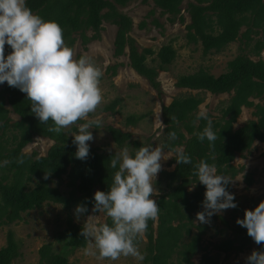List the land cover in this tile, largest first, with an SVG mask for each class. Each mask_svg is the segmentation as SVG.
<instances>
[{"label":"trees","instance_id":"16d2710c","mask_svg":"<svg viewBox=\"0 0 264 264\" xmlns=\"http://www.w3.org/2000/svg\"><path fill=\"white\" fill-rule=\"evenodd\" d=\"M129 1L27 0V5L44 20L57 22L63 29L66 45L73 51L77 41L76 34H79L82 44L86 45L89 41L100 38L103 21L114 23L118 26L114 55L117 57L124 54L128 47L130 66L158 88L159 72L167 70L174 63L178 52L172 43L164 44L158 51L152 47L139 49L130 35L132 18L119 10V7L126 6ZM183 1L154 0L163 14L171 15V22L178 16L184 20ZM187 11L191 18L187 25V39L189 43L201 44L205 56L223 51L240 38H246L247 45H250L252 34L260 33L255 32L254 27H261L263 36L255 40L251 50L253 54L242 53L229 60L227 70L220 75L199 68L193 73L181 75L176 83L180 88L213 94L233 93L223 109L222 118L211 120L213 131L218 136L214 147L210 146L207 139L201 142L197 138L207 124L206 120L197 119L196 114L203 102L202 97L192 94L181 96L163 107L166 135L169 137L170 132H175L177 136V139L166 142L165 147L173 149L184 146L192 163H177L172 171H163L168 191L155 199L160 206L157 228L154 226L155 222H148L145 234L148 239L144 258L146 264H219L218 253L242 252L254 242L245 227L235 224L231 228L232 237L214 243L211 250L202 246V235L207 226L196 223L195 217L203 207L206 186L197 180L193 172L196 163L206 160L209 164L216 165L218 174L233 179L244 169V166L237 167L234 164L237 154L243 155L256 141L264 143V101H254L255 98L264 100V58L261 57L264 50V0H194L189 1ZM153 22L162 25L158 19ZM245 25L248 29L241 34ZM140 26L145 27L146 22L143 21ZM90 29L94 31L92 36L87 35ZM11 51L6 45L5 55ZM81 55L79 53L78 58ZM253 56L258 59L252 58ZM123 65L117 63L110 66V69L116 73L118 67ZM6 102L10 104V108L6 106ZM30 103L26 94L18 88L10 87L6 82L0 84V168L2 162L7 161L6 167L14 172L0 177V227L22 219L24 212L40 208L44 203H59L66 208L83 204L89 211L94 205V193L97 190H110L117 170L110 167V159L115 153H104L98 147L90 146V154L86 160L77 159V147L72 138L64 136L62 132H49L52 122L41 124L31 112ZM117 105L118 100H114L105 110L114 112ZM243 106H256L254 114L257 118L234 129ZM10 111L16 113L20 120L10 123ZM207 115L211 117V114ZM142 118L143 116L132 115L127 122L136 124ZM9 126H13L17 132L10 140H3ZM181 126L190 137L181 130ZM108 129L119 148L128 147L131 133L111 126ZM36 136L56 140L46 155L32 157L23 151ZM131 143L133 155L139 147L145 146L138 140ZM45 173L49 174L48 179L44 178ZM63 175L69 177V185L72 187L67 196L59 186L52 185L53 179L62 178ZM245 179L248 186L254 183L251 173H246ZM192 186L194 189L189 188ZM227 189L230 191V183ZM261 201L254 202L250 209L254 210ZM240 208L241 205H237L236 209ZM106 222L111 223L110 220ZM82 227L83 224L69 219L67 227L61 233L64 242L62 249L56 251L51 242L43 244L39 249L40 264H76L69 260L66 251L87 246L88 241L81 235ZM195 229H199V232L195 233ZM200 249L206 252L199 262H195L193 258ZM210 251L217 253L213 255ZM19 255V243L14 233L9 231L7 244L0 247V264H12Z\"/></svg>","mask_w":264,"mask_h":264},{"label":"rangeland","instance_id":"374dc122","mask_svg":"<svg viewBox=\"0 0 264 264\" xmlns=\"http://www.w3.org/2000/svg\"><path fill=\"white\" fill-rule=\"evenodd\" d=\"M189 1L184 0L182 4V15L176 17L171 22V15L162 13V9L158 7L154 0H130L126 6L119 7V10L129 15L133 20V28L130 35L135 39L139 49L144 47H152L158 51L161 46L167 43H172L177 49L178 55L173 64L167 70L159 72L158 81L159 87H154L151 82L140 75L130 66L129 48L126 47V52L120 56H115V38L118 31V26L110 21H103V30L100 33V38L89 41L86 45L82 44V39L79 34H76L77 41L74 45V58L78 59V54L88 55L97 67L102 69L104 75L100 78V88L102 91V102L98 106L95 116L103 119V128L90 129L94 139L89 142L91 147H98L104 153H116L122 150L114 142L111 132L108 127L121 129L123 132L131 133L130 144L128 145L129 152L133 151L132 141L138 140L145 146H160L168 149L165 143L169 142L165 132L163 107L169 105L175 98L185 95H197L203 98V102L199 105L196 114L200 111H206L211 114L210 120L222 118L223 109L228 105L233 93L213 94L203 90H192L180 88L176 85L179 77L183 74H190L197 71L199 68H205L215 75H220L227 70L228 61L239 54H253L255 40L263 36L261 27H254V31L260 33L252 34V41L247 45V39H237L230 43L223 51L213 52L208 55H203L201 44L189 43L187 39V25L191 22L190 15L187 11ZM153 11V13H151ZM158 19L162 25H156L153 21ZM145 21L146 26L141 27L140 24ZM248 27H242L241 34ZM93 30L87 31L88 36H92ZM86 46V47H85ZM261 57L264 58V50L261 52ZM252 58L258 59L257 56ZM151 58H149L150 61ZM117 63H123L119 66L116 73L110 69ZM114 100H118L116 111L105 110V107L110 105ZM255 103L263 102L259 98L254 99ZM6 106L10 108V104L6 102ZM256 106H243L242 112L237 121L234 123V129L244 125L250 119H256L254 112ZM132 115L143 116L136 124L127 122ZM9 116L12 118L10 123L20 120V117L10 111ZM159 116V119H158ZM162 124L160 123V121ZM199 121H197L198 124ZM187 137L189 133L181 126ZM78 129L74 126L64 132L63 135L74 139L72 133ZM17 131L13 126H9L4 139H11L12 135ZM56 142L48 137L36 136L34 140L27 144L23 151L32 157L46 155L50 147ZM13 146V145H12ZM10 146V147H12ZM184 148V146H181ZM0 168V177L3 174L12 175L14 172L9 170L2 162ZM163 170L159 172L154 185L159 191V195L168 191L166 187V177L163 171H172L175 169L177 162L175 157L169 158L167 161H162ZM234 164L237 167L244 166V169L233 179L242 177V180H234L230 183V191L234 193L236 204L241 205L240 209L229 208L218 214H214L210 218L209 223H201L207 226L202 235V246L208 250L213 248V244L219 242L223 238L233 236L232 227L237 224V219L245 215V210L250 209L252 204L257 200H264V143L256 141L252 147L242 153L237 154ZM251 173L254 183L250 186L246 183L245 175ZM53 186H59L60 190L67 196L71 190L69 185V177L63 175L62 178L53 179ZM194 189V187H189ZM158 195V196H159ZM158 196H153L156 199ZM77 204L71 208H66L59 203H44L40 208L24 212L22 219L12 223L4 224L0 227V247L7 244L8 233L12 231L19 243L20 255L13 260L12 264H40V247L48 242L53 243L54 249L60 251L63 245L62 231L67 227L69 219L79 224H84L87 215L92 214L93 207L90 208L79 219L75 215ZM203 207L201 211H203ZM98 214V213H97ZM102 222L107 219L101 216ZM196 223H200L196 220ZM226 222V223H225ZM229 223L230 225H228ZM158 222L155 221L154 226L157 228ZM195 233L199 229L194 230ZM156 234V233H155ZM91 242L88 241L86 247ZM148 239L146 236L139 239L137 242L139 251L143 259L135 257L121 256L118 260L99 259L98 256L85 255V248L67 250V255L71 262L76 264H146L144 258L146 255ZM253 250L264 251V244L257 245L255 242L250 248L242 252L218 253L219 264H246V257ZM206 251L199 250L193 260L199 262L203 253ZM215 255L217 251H210Z\"/></svg>","mask_w":264,"mask_h":264},{"label":"clouds","instance_id":"9594fccd","mask_svg":"<svg viewBox=\"0 0 264 264\" xmlns=\"http://www.w3.org/2000/svg\"><path fill=\"white\" fill-rule=\"evenodd\" d=\"M6 45L12 49L7 55ZM103 75L88 55L74 58L63 38L62 27L34 13L27 0H0V84L6 82L25 93L39 122H52L49 132L60 134L75 126L78 131L71 134L72 142L77 147L75 157L80 160H86L90 154L89 142L94 139L90 129L103 128V119L94 115L102 102L99 85ZM197 119L207 121L197 138L201 142L207 139L214 147L218 136L207 112L200 111ZM169 139H177L176 133L170 132ZM164 149L142 145L133 155L124 147L111 157L110 167L117 170L110 190L94 193L92 214L87 215L81 229L84 239L91 242L85 255L112 261L121 256L143 259L137 241L145 237L148 222L159 217L160 206L152 197L159 195L153 181L163 170L162 161L175 157L179 164L192 163L183 147L168 149L167 153ZM193 174L206 186L204 210L196 214L198 222L209 223L214 214L237 207L234 193L228 191L227 185L243 176L232 179L218 174L216 165L206 160L194 165ZM48 176L45 173L44 178ZM87 211L80 204L75 215L79 219ZM101 216L111 223L102 222ZM237 224L247 229L257 245L264 244V200L254 210L246 209ZM246 264H264V251L253 250L246 257Z\"/></svg>","mask_w":264,"mask_h":264}]
</instances>
